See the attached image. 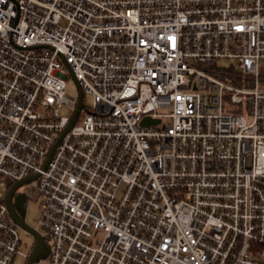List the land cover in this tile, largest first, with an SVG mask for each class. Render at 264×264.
Wrapping results in <instances>:
<instances>
[{
	"label": "built area",
	"instance_id": "built-area-1",
	"mask_svg": "<svg viewBox=\"0 0 264 264\" xmlns=\"http://www.w3.org/2000/svg\"><path fill=\"white\" fill-rule=\"evenodd\" d=\"M263 73L264 0H0V264L35 173L47 264H264Z\"/></svg>",
	"mask_w": 264,
	"mask_h": 264
},
{
	"label": "water",
	"instance_id": "water-1",
	"mask_svg": "<svg viewBox=\"0 0 264 264\" xmlns=\"http://www.w3.org/2000/svg\"><path fill=\"white\" fill-rule=\"evenodd\" d=\"M76 85L78 88V104H77V108L75 110V112L73 113V116L71 118L70 123L68 124V126L66 127V129L61 133V135L59 136V138L57 139V141L53 144V146L51 147L49 154L47 156L46 162L44 164V166H46L50 159L52 158V155L54 154L56 147L58 146L59 142L61 141V139L63 138V136L66 134V132L69 131V129L73 126V124L76 122L80 111L84 105V91L82 86L80 85L79 81L76 80ZM160 119L159 118H152L150 116H146L143 120H142V124L143 125H149L150 123H156L159 122ZM38 173L29 175L21 180H18L17 182H15L11 188L9 189L8 195H7V203L9 206V211L13 217V219L15 220V222L22 228L26 229L28 232H30L34 238H35V243L34 246L31 250V254L29 256V259L27 261L26 264H34L36 261L42 259V258H46L48 254H44L43 253V248H44V244H45V236L43 234H41L36 228L32 227L30 224H28L26 222V220L23 218V216L21 215V213L18 211V209L15 207V201H14V194L15 191L22 185L26 184V183H30L33 182L37 179L38 177Z\"/></svg>",
	"mask_w": 264,
	"mask_h": 264
},
{
	"label": "rangeland",
	"instance_id": "rangeland-1",
	"mask_svg": "<svg viewBox=\"0 0 264 264\" xmlns=\"http://www.w3.org/2000/svg\"><path fill=\"white\" fill-rule=\"evenodd\" d=\"M67 92L71 95L77 96L78 88L75 82L69 83L67 85ZM84 103L86 106L90 107L93 103L92 95L89 93L84 94ZM36 182L26 183L19 187V191L24 193L27 197V206H26V216L25 220L28 224L32 227L36 228L41 234L46 235L44 228L40 225V218H41V206L40 200L37 197L36 192ZM19 231L22 237V241L24 246L27 249H32L35 243L34 236L28 232L26 229L19 227ZM47 244H50V237H46ZM48 258H42L36 262V264H47ZM17 264H24L23 259H19Z\"/></svg>",
	"mask_w": 264,
	"mask_h": 264
},
{
	"label": "flooded vegetation",
	"instance_id": "flooded-vegetation-1",
	"mask_svg": "<svg viewBox=\"0 0 264 264\" xmlns=\"http://www.w3.org/2000/svg\"><path fill=\"white\" fill-rule=\"evenodd\" d=\"M14 201H15V207L18 209V211L21 213L23 218L25 219L26 216V206H27V197L24 193L19 191V188L15 191L14 194ZM46 240V238H45ZM49 252V244L45 241L43 253L48 254Z\"/></svg>",
	"mask_w": 264,
	"mask_h": 264
},
{
	"label": "trees",
	"instance_id": "trees-1",
	"mask_svg": "<svg viewBox=\"0 0 264 264\" xmlns=\"http://www.w3.org/2000/svg\"><path fill=\"white\" fill-rule=\"evenodd\" d=\"M228 70L234 71L235 70V66L232 65L231 67L228 68ZM218 72H219L218 75L221 78L229 80V78H228V76H227V74L225 72H222V71H218ZM261 81L264 83V73H263V76L261 77Z\"/></svg>",
	"mask_w": 264,
	"mask_h": 264
}]
</instances>
